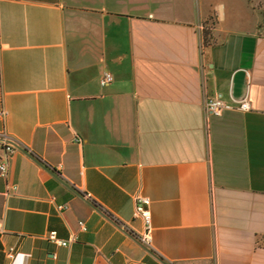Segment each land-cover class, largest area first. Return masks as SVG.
Segmentation results:
<instances>
[{"label":"crops","instance_id":"0c3cea01","mask_svg":"<svg viewBox=\"0 0 264 264\" xmlns=\"http://www.w3.org/2000/svg\"><path fill=\"white\" fill-rule=\"evenodd\" d=\"M215 98L235 108L207 113ZM1 133L22 148L0 175V264H264V14L247 0H0Z\"/></svg>","mask_w":264,"mask_h":264},{"label":"built area","instance_id":"2783aa9c","mask_svg":"<svg viewBox=\"0 0 264 264\" xmlns=\"http://www.w3.org/2000/svg\"><path fill=\"white\" fill-rule=\"evenodd\" d=\"M113 81V77L110 73L105 72L102 76V78L99 81V84L102 88L107 87L110 85ZM238 105V109L242 111H247L250 109V105L247 100H242V101H234ZM235 106L232 104H228L224 102L220 98H215V99H209L205 103V110L207 113L214 115V116H220L221 113L224 110L228 109H234ZM21 145L18 141H16L14 138L11 136L1 133L0 134V175L2 177H6L8 173V161L12 154L14 153L15 150L21 149ZM86 199H88V196H85ZM149 204V199L146 197H137L136 202H135V211L133 214L134 218H142L145 225H146V234L142 235L139 237V241L146 247H150L151 245V238L148 235L149 231V224H150V215L148 210L144 207V205ZM64 207H58V210L61 211L63 210ZM79 230L80 231H85V226L84 223L79 222L78 223ZM46 240L56 243L59 246L62 247H68L70 244L74 243L76 241V236L71 235L67 240L63 241L60 240L56 233L54 231H51L45 235ZM17 255V252L15 249L10 248L6 251V256L10 261H13Z\"/></svg>","mask_w":264,"mask_h":264},{"label":"rangeland","instance_id":"374dc122","mask_svg":"<svg viewBox=\"0 0 264 264\" xmlns=\"http://www.w3.org/2000/svg\"><path fill=\"white\" fill-rule=\"evenodd\" d=\"M199 1H203L204 3H206V1H210V0H199ZM212 1H214L215 4H217L222 2L223 0H212ZM247 1L249 2L251 7H253L254 9L258 8L260 12L264 14V6L260 5L256 7L255 4H252L253 0H247ZM215 25H216V17L214 14L209 15L208 18L205 21H203L202 41L205 39L203 42L209 43L211 41L212 31Z\"/></svg>","mask_w":264,"mask_h":264},{"label":"trees","instance_id":"16d2710c","mask_svg":"<svg viewBox=\"0 0 264 264\" xmlns=\"http://www.w3.org/2000/svg\"><path fill=\"white\" fill-rule=\"evenodd\" d=\"M204 40H205V39H204ZM204 40H203V41H204ZM203 43H204V44H207V42H206V43H205V42H203Z\"/></svg>","mask_w":264,"mask_h":264}]
</instances>
